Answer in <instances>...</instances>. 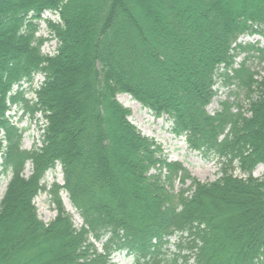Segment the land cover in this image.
Returning <instances> with one entry per match:
<instances>
[{
    "label": "trees",
    "instance_id": "1",
    "mask_svg": "<svg viewBox=\"0 0 264 264\" xmlns=\"http://www.w3.org/2000/svg\"><path fill=\"white\" fill-rule=\"evenodd\" d=\"M253 35L264 37V0H0V176L10 174L0 264H113L117 251L133 264H264V176L253 175L264 164V46L240 40ZM217 83L227 98L210 113ZM236 91L243 103L229 100ZM121 94L216 158L217 179L168 160ZM37 114L39 139L24 149L18 123ZM57 166L45 224L34 200Z\"/></svg>",
    "mask_w": 264,
    "mask_h": 264
},
{
    "label": "rangeland",
    "instance_id": "2",
    "mask_svg": "<svg viewBox=\"0 0 264 264\" xmlns=\"http://www.w3.org/2000/svg\"><path fill=\"white\" fill-rule=\"evenodd\" d=\"M43 16L52 20L57 19L56 15L50 14L48 12L44 13ZM39 34L44 36L48 34V30L45 28V24L43 23L41 24ZM240 40L245 43L248 42L250 44L257 45L259 47L264 46V37L260 35L245 36L240 38ZM56 46V40H49L42 46L41 51L46 54H52L55 52ZM241 54L237 56L235 60L236 64L243 59L244 53ZM262 65L263 63L258 64L257 59L249 64L251 70L258 71L260 73H262ZM35 81L38 85V83L42 81V77L37 76ZM215 87L218 89V93L207 107V110L210 113H214L216 110H218L220 108V101H223L227 98L225 88L221 87L219 83H217ZM236 92V97H233L229 100L233 101V99L235 98L239 102L243 103V93L238 94V91ZM117 100L124 107L130 109L131 115L129 117V120L137 127V129H139L142 136L148 137L150 139L153 138L158 144H160L162 153L167 156L168 160L178 161L179 163H181L182 166L186 168L191 173V175L197 178L199 181L209 182L217 179V177L219 176V166L217 159L213 157H204L197 152L191 151L187 147V144L183 138H176L171 134V123L166 119V117L156 118L146 108H143L138 102L133 100L127 94L118 95ZM245 108H247V105ZM20 112L21 111H19L18 114H20ZM8 114L10 115L12 121H15L17 119V116L14 117V107H12ZM37 118H40V120H36ZM36 119H31L29 116H25L23 117L21 122L18 123L21 127H24L26 129L22 140V148L24 149H30L31 146L39 139L41 131L38 129L37 121H41V119L43 120V118L40 114H37ZM30 169V165L27 164L25 168L26 175L30 173ZM235 174L242 176L238 171H236ZM253 175L255 177L264 176V164H259L254 169ZM9 178L10 174H4L0 176V200L3 196ZM53 181H56L59 184L62 183V173L60 166H57L54 170L48 171L45 174L43 182L46 183L47 189L46 191L38 194L34 200L35 206L37 207L38 217L45 224L52 221L56 215L54 204L51 202L50 194L48 193L50 184ZM62 199L64 207L66 211L71 215L74 225L76 227H79L81 225V219L74 207L69 202L65 193H62ZM175 241V237H172L166 245V253L170 257L172 254H174L176 249L174 247ZM96 246L100 248L101 244L96 243ZM112 263L133 264V259L124 251H120L113 254ZM189 264H192V261Z\"/></svg>",
    "mask_w": 264,
    "mask_h": 264
}]
</instances>
